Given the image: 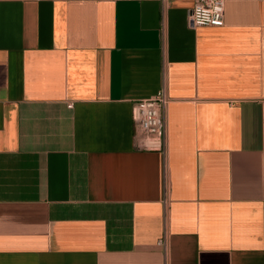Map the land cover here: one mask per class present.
<instances>
[{
    "label": "crops",
    "instance_id": "obj_1",
    "mask_svg": "<svg viewBox=\"0 0 264 264\" xmlns=\"http://www.w3.org/2000/svg\"><path fill=\"white\" fill-rule=\"evenodd\" d=\"M194 3L0 0V264H264V0Z\"/></svg>",
    "mask_w": 264,
    "mask_h": 264
},
{
    "label": "built area",
    "instance_id": "obj_2",
    "mask_svg": "<svg viewBox=\"0 0 264 264\" xmlns=\"http://www.w3.org/2000/svg\"><path fill=\"white\" fill-rule=\"evenodd\" d=\"M190 22L197 26H222L225 22V0H195ZM169 96L164 86L152 97L134 102L133 121L139 136V147L165 151L167 147V106ZM158 244L165 245L163 236Z\"/></svg>",
    "mask_w": 264,
    "mask_h": 264
}]
</instances>
